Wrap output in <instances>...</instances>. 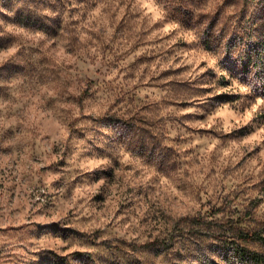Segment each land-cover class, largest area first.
Listing matches in <instances>:
<instances>
[{
  "label": "rangeland",
  "instance_id": "1",
  "mask_svg": "<svg viewBox=\"0 0 264 264\" xmlns=\"http://www.w3.org/2000/svg\"><path fill=\"white\" fill-rule=\"evenodd\" d=\"M256 236L264 0H0V264H264Z\"/></svg>",
  "mask_w": 264,
  "mask_h": 264
},
{
  "label": "trees",
  "instance_id": "2",
  "mask_svg": "<svg viewBox=\"0 0 264 264\" xmlns=\"http://www.w3.org/2000/svg\"><path fill=\"white\" fill-rule=\"evenodd\" d=\"M239 231H240V228H237ZM239 239L240 240H244V241H249V240H251V238H248L247 236H244L243 234H241V233H239ZM215 237V239H217V240H221V238L219 237V236H214ZM254 239H256V241H259V242H261L263 245H264V236H256V238H254Z\"/></svg>",
  "mask_w": 264,
  "mask_h": 264
}]
</instances>
